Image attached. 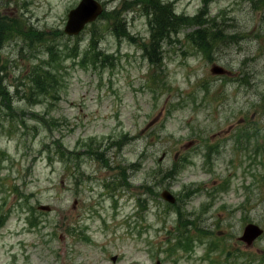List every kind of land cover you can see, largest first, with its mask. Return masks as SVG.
<instances>
[{"label":"rangeland","instance_id":"rangeland-1","mask_svg":"<svg viewBox=\"0 0 264 264\" xmlns=\"http://www.w3.org/2000/svg\"><path fill=\"white\" fill-rule=\"evenodd\" d=\"M80 1L0 0V264H264L238 241L264 230V0H161L189 21L156 53L149 0L67 37Z\"/></svg>","mask_w":264,"mask_h":264},{"label":"trees","instance_id":"trees-1","mask_svg":"<svg viewBox=\"0 0 264 264\" xmlns=\"http://www.w3.org/2000/svg\"><path fill=\"white\" fill-rule=\"evenodd\" d=\"M149 9L146 11L148 16L153 17L154 23L151 25V30L153 32V35L151 36L152 40V50L154 53L160 48L159 44L155 41L157 37L162 38L163 36H169L170 33H172L176 27L177 24H184V22H188L189 20L184 18L183 16H177L173 14L172 8L165 3H162L161 0H149ZM102 16V15H101ZM9 19V17H8ZM7 19V20H8ZM199 19V17H198ZM6 20V21H7ZM194 20H197L195 18ZM176 24V25H173ZM195 24H198L196 21ZM34 31V30H33ZM38 33L37 31H35ZM199 36V37H198ZM36 41H40L41 37L43 36L41 34L34 35L33 36ZM222 38L220 36V33L216 32L214 34H209L208 30H203L202 32L197 31V37L193 38V43L197 45V47H202V49H206L209 44H211L214 41H219ZM156 46L157 48H153ZM144 54L147 55L149 62L152 64L159 63L160 59L159 56L156 54L149 53V50L147 47L143 49ZM155 61V62H154ZM215 66V65H214ZM49 67L43 68L42 70H35L32 69L29 76H31V88L27 87L26 85L23 92H22V98L25 100H28L29 97H33V95L36 96H47L50 94H53L55 92V88H57L58 80L55 76H53L49 72ZM211 70V69H210ZM211 73V71H210ZM224 75V74H223ZM4 89V92L2 95L3 98L11 97ZM16 94H18L16 92ZM0 95V96H1ZM92 146L97 145L96 143L91 141ZM56 153L61 154L63 158H68L70 155H73V152H68L67 150L62 149V147L59 144H56ZM78 156L80 154H77ZM98 153H96V157H98Z\"/></svg>","mask_w":264,"mask_h":264},{"label":"water","instance_id":"water-1","mask_svg":"<svg viewBox=\"0 0 264 264\" xmlns=\"http://www.w3.org/2000/svg\"><path fill=\"white\" fill-rule=\"evenodd\" d=\"M104 8L101 3L96 0H81L76 8L69 11L67 22L64 28V34L67 36L78 35L86 25L93 23L103 12ZM211 74L221 76L225 74L223 68L215 65L211 68ZM161 197L170 204L175 202V198L168 192L163 191ZM40 210L48 211L49 208L41 206ZM264 233V230L255 224L247 225L242 236L238 241L242 242L246 247H251ZM117 257H112V262H116Z\"/></svg>","mask_w":264,"mask_h":264}]
</instances>
